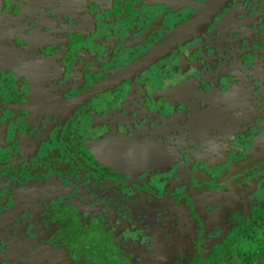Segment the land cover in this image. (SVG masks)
I'll return each instance as SVG.
<instances>
[{"label":"flooded vegetation","instance_id":"1","mask_svg":"<svg viewBox=\"0 0 264 264\" xmlns=\"http://www.w3.org/2000/svg\"><path fill=\"white\" fill-rule=\"evenodd\" d=\"M263 141L264 0H0V264H264Z\"/></svg>","mask_w":264,"mask_h":264},{"label":"rangeland","instance_id":"2","mask_svg":"<svg viewBox=\"0 0 264 264\" xmlns=\"http://www.w3.org/2000/svg\"><path fill=\"white\" fill-rule=\"evenodd\" d=\"M264 153V141L261 144V148L259 151L256 152V155H260ZM238 206L237 199L234 198L233 196H230L227 200H225L224 203H220V205L216 208L215 211L212 213V218L214 219L215 222L219 223H225V224H230L233 222L235 219L232 218L233 216H237L234 211L236 210ZM192 217L195 219H198L200 222H202V219L200 220L199 217V210L197 207H193L190 209ZM188 211V214H190Z\"/></svg>","mask_w":264,"mask_h":264}]
</instances>
